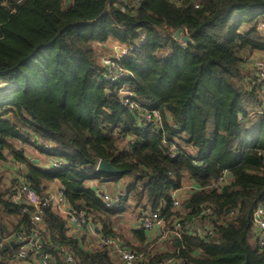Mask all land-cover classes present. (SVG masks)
I'll return each mask as SVG.
<instances>
[{
    "label": "trees",
    "instance_id": "16d2710c",
    "mask_svg": "<svg viewBox=\"0 0 264 264\" xmlns=\"http://www.w3.org/2000/svg\"><path fill=\"white\" fill-rule=\"evenodd\" d=\"M262 22L264 0H0V80L12 84L0 88V168L22 166L43 198L61 185L100 234L147 252L148 264H264L253 227V210L264 206V82L254 66L264 57ZM180 28L191 43L174 38ZM111 40L129 53L116 62L120 76L108 81L94 45ZM146 111L159 112L160 128L155 121L145 127ZM55 158L62 167L46 168ZM101 160L120 175L99 173ZM4 179L0 230L4 237L29 232L33 207L23 212L11 200L20 179ZM122 179L126 196L108 207L99 185ZM185 181L194 189L174 208L173 193ZM204 208L212 211L206 222ZM147 210L160 211L169 229L175 220L208 223L212 234L167 239L165 227L144 248L132 246L115 224L134 211L140 221ZM41 224L53 264H122L108 249L91 251L93 235L71 236L53 209ZM13 253L10 243L0 248V264H14Z\"/></svg>",
    "mask_w": 264,
    "mask_h": 264
},
{
    "label": "built area",
    "instance_id": "2783aa9c",
    "mask_svg": "<svg viewBox=\"0 0 264 264\" xmlns=\"http://www.w3.org/2000/svg\"><path fill=\"white\" fill-rule=\"evenodd\" d=\"M64 4H67L69 0H62ZM125 9L122 8V11ZM259 29L261 34L264 35V22L260 23ZM175 34V33H174ZM173 34V36H174ZM183 43L185 41L179 40ZM129 49H126L128 53ZM115 65V64H114ZM117 66V65H115ZM254 66L257 70V75L260 77V81L264 82V57H257ZM115 80L114 78H112ZM259 112L264 114V86L262 107ZM143 121L146 123L145 127L151 125L153 121L158 122L155 129L161 127V119L158 111H146L142 115ZM178 147L172 145L170 149L171 158L178 156ZM61 159L55 158L50 160L46 166L48 169L60 168L63 165ZM15 169L18 171L17 179H20V183L16 187V194L11 197L14 203L23 205V212H26L28 208L33 207L32 222L36 225L35 228L28 231L15 232L12 236L4 237L0 230V248H5L7 243H10L14 248L12 256V263L21 264H53L52 257L45 252L46 235L45 230L42 227L43 215L47 209H53L54 212L66 218L70 227L71 236H77L82 238L84 235H93L94 242L89 249L91 251L108 249L110 253L117 258L122 264H148L149 254L147 252H140L133 250L127 243L114 236H105L99 233V226L95 225L91 216L84 210L80 211L75 209L67 200L64 190L61 186L50 189L46 197H41L40 194L35 191L28 180L24 177L26 173L25 169L20 165H15ZM23 177H22V175ZM192 186V185H191ZM193 189V186L190 190ZM189 190L184 186L175 191L172 196L173 207L179 208L182 203V197L188 193ZM100 194L103 201L108 207L118 205L122 199L125 198L126 193L123 190L113 192V194L100 190ZM142 218L139 221V228L151 235V239L154 240L165 232V221L162 218L160 211H142ZM212 215L210 208H204L199 218H203L204 222L209 221V217ZM209 224L200 226L199 223L193 224L191 222H182L175 220L171 228V233L164 234L163 238L181 237L184 233H193L196 235L204 236L206 234H212L211 230H205ZM253 227L255 237L258 245L264 247V206L258 205L253 210ZM151 240V241H152ZM67 261L73 262V256H68ZM175 258H167L163 264H176Z\"/></svg>",
    "mask_w": 264,
    "mask_h": 264
},
{
    "label": "rangeland",
    "instance_id": "374dc122",
    "mask_svg": "<svg viewBox=\"0 0 264 264\" xmlns=\"http://www.w3.org/2000/svg\"><path fill=\"white\" fill-rule=\"evenodd\" d=\"M94 48H95V51L97 52L96 55L99 57V60L100 62H102V67H103V70H104V73H105V79H107L108 81H110L109 79H117L119 76H120V72H116L118 71V67L115 66L116 65V62H118L124 55H127L129 53H126V49H128L125 45L121 44L120 42L118 41H114V40H111L109 43H108V46L107 44L106 45H94ZM115 64V65H114ZM7 85L6 82H4V80H0V88H3ZM130 93L125 89L123 92H122V97H126L128 96ZM28 153L31 155V157L33 158V161L34 160H37L38 162H34L36 164H40L41 161H40V156L38 155V153H36L33 149H27ZM9 172L7 170H0V178L3 177L4 179V182L5 184H8V183H12L14 180H13V176L10 174L8 176ZM127 184V182H125V185ZM191 183L189 181H185V187L187 188V190H190L191 189ZM132 213V212H131ZM136 215L137 213L134 211L132 213V215L130 217H133V218H136ZM117 223V222H116ZM124 224H127L125 221L122 222V224H117V225H120V230L117 231L118 235H123L124 236V239L126 238L125 236V233L124 231L126 230V228H124ZM166 227V226H165ZM167 229H169L168 227H166ZM172 237V236H170ZM169 237V238H170ZM123 239V238H122ZM128 239V238H126ZM124 241V240H122ZM125 243H127L126 241H124ZM165 245H163V248L164 249H170L172 250L171 248V244L170 242H166L164 243ZM153 247H155L156 250H159V246H162V245H155L153 243ZM152 247V246H151Z\"/></svg>",
    "mask_w": 264,
    "mask_h": 264
},
{
    "label": "crops",
    "instance_id": "0c3cea01",
    "mask_svg": "<svg viewBox=\"0 0 264 264\" xmlns=\"http://www.w3.org/2000/svg\"><path fill=\"white\" fill-rule=\"evenodd\" d=\"M36 160H34L35 162ZM48 164V162H46ZM44 163V164H46ZM43 164V165H44ZM1 170H7L9 172L8 176L11 174L13 176V178H17V175L15 173L16 169L13 168V170L11 168L8 169V166H6V168H0ZM126 180L122 179L119 183H109V182H103V184L99 185V188H101V190H105L106 192H109L111 194H113V192H116L118 190H124V185H125ZM97 184L90 182L88 183L89 186H93L95 187ZM61 186V185H60ZM55 187H59L58 185H50V189H53ZM194 189V186H193ZM132 214L131 213H126V214H122L119 217H121V220H118L117 223L115 224V231H119L120 230V225L117 224H122L123 221H125L127 224H124V228H126V230L124 231L126 238H128V242L132 245V246H136L138 248H144L145 246H147V244L152 240L151 239V235L149 233L146 232V236H147V240L145 241H140L137 236H136V232L134 230H140L139 228V221L136 220V218L130 217ZM134 229V230H133ZM254 237H255V232H254ZM93 238V237H92ZM256 240V237H255ZM21 264H26V263H21ZM28 264V263H27Z\"/></svg>",
    "mask_w": 264,
    "mask_h": 264
},
{
    "label": "water",
    "instance_id": "95a60500",
    "mask_svg": "<svg viewBox=\"0 0 264 264\" xmlns=\"http://www.w3.org/2000/svg\"><path fill=\"white\" fill-rule=\"evenodd\" d=\"M183 33V29L180 28V29H177V31L175 32L174 34V38L177 39L178 41L179 40H182V41H185V42H188V43H191L192 40L188 35V30H185V33L187 34L186 36H183L182 35ZM11 88L12 87V84H7L5 87L3 88ZM36 163L38 162L37 160L35 161ZM97 171L99 173H103V174H106V175H109V176H117V175H120V171L118 169H116L111 163L109 162H106L104 160H101L97 166ZM191 205L187 204V208H189Z\"/></svg>",
    "mask_w": 264,
    "mask_h": 264
},
{
    "label": "clouds",
    "instance_id": "9594fccd",
    "mask_svg": "<svg viewBox=\"0 0 264 264\" xmlns=\"http://www.w3.org/2000/svg\"><path fill=\"white\" fill-rule=\"evenodd\" d=\"M177 40V39H176Z\"/></svg>",
    "mask_w": 264,
    "mask_h": 264
}]
</instances>
